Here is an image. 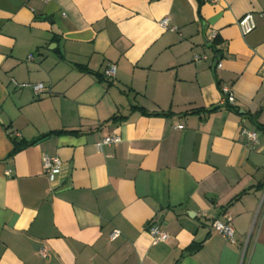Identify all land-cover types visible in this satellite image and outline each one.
Masks as SVG:
<instances>
[{
	"label": "crops",
	"instance_id": "obj_1",
	"mask_svg": "<svg viewBox=\"0 0 264 264\" xmlns=\"http://www.w3.org/2000/svg\"><path fill=\"white\" fill-rule=\"evenodd\" d=\"M261 125L264 0H0V264H264Z\"/></svg>",
	"mask_w": 264,
	"mask_h": 264
},
{
	"label": "built area",
	"instance_id": "obj_2",
	"mask_svg": "<svg viewBox=\"0 0 264 264\" xmlns=\"http://www.w3.org/2000/svg\"><path fill=\"white\" fill-rule=\"evenodd\" d=\"M162 26H166L167 20L163 19L160 21ZM238 26L241 29V32L243 34H246L253 30L255 27L253 22V16L251 13H247L244 16H242L238 20ZM217 38V32L215 30L212 31L210 35L211 41H215ZM202 58H205V56L194 54L193 59L195 61H198ZM217 68L222 67V63L218 62L216 65ZM116 67L115 65H111L106 70V75L108 77H114L115 75ZM33 91L35 94L39 95L43 92H45L46 87L43 83H36L32 86ZM222 94L224 96L223 102L224 104H233L235 101V96L233 90L229 86H223ZM241 135L244 136L252 145L258 144V137L257 133L255 131H250L247 128H243L241 130ZM121 141V138L119 136H107L102 138L99 142L96 143V147L98 150H101L104 145H111L113 143H118ZM42 166L43 170L48 176L50 181H55L57 176L62 171V161L58 156H52L48 154H44L42 156ZM213 228L220 234H222L224 237H226L229 241L233 242L234 237V228L232 224L229 221H221V220H215L213 222ZM149 233L153 236L154 240L156 242H163L168 238V233L161 229L159 225L151 224L148 226ZM119 235V231H114L111 233V238H115ZM40 253L43 255V257H47L48 253L46 251L41 250Z\"/></svg>",
	"mask_w": 264,
	"mask_h": 264
},
{
	"label": "trees",
	"instance_id": "obj_3",
	"mask_svg": "<svg viewBox=\"0 0 264 264\" xmlns=\"http://www.w3.org/2000/svg\"><path fill=\"white\" fill-rule=\"evenodd\" d=\"M217 39V38H216ZM215 39V41H216ZM85 69V68H83ZM99 77L100 80H103V76L102 75H97ZM217 108H219V106L217 107H213L211 110L209 111H212V110H216ZM115 118V117H114ZM260 128H264V125H261L259 126ZM62 132H65V131H53V132H50V133H47L41 137L38 138V141L39 140H42V139H45L47 137H49L51 134H59V133H62ZM70 133H74V132H70ZM31 143H28L26 141H23V140H17V139H13V148L12 150L10 151L9 155H13L15 154L16 152H18L19 150H21L22 148L26 147L27 145H30ZM200 246H190V250L191 251H194V250H197Z\"/></svg>",
	"mask_w": 264,
	"mask_h": 264
}]
</instances>
